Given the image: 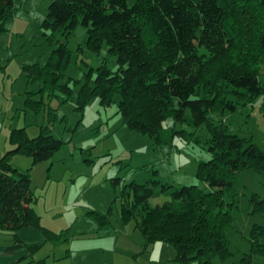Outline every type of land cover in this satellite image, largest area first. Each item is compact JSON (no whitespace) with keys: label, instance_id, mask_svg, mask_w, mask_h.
I'll list each match as a JSON object with an SVG mask.
<instances>
[{"label":"trees","instance_id":"trees-1","mask_svg":"<svg viewBox=\"0 0 264 264\" xmlns=\"http://www.w3.org/2000/svg\"><path fill=\"white\" fill-rule=\"evenodd\" d=\"M16 1L0 0V31L4 30L2 22L12 17ZM49 1L41 25L47 38L70 36L81 24L88 30L93 52L99 53L106 45L110 55L117 58V71L102 66L93 87L81 90L77 109L82 111L93 97H98L100 105L110 106L118 95V112L127 127L158 142L169 116L186 123L190 110L196 127L210 125L211 158L197 170L198 180L206 183L210 192L197 185L176 188L158 179L126 184L122 178H115V187L123 185L118 196L122 221L133 222L140 230L144 252L164 243L176 250L175 260L181 264L228 259L232 255L228 231L235 218L225 193L234 195V180L240 172L254 169L264 176V153L252 140L230 135L223 125H214L209 115L235 109L232 97L253 101L264 96V84L259 79L264 66V0ZM58 43L46 66L34 64L24 70L28 82H40V90L48 97L61 91V103L65 104L74 96L71 86L61 85L70 52L65 43ZM93 74L91 69L90 79ZM201 88L205 93H200ZM26 104V112L41 110L31 98ZM55 118L50 112V124L36 138H31L26 128L14 129L10 135L14 148L0 157L2 229L17 234L25 227L40 226L31 175L20 172L12 159L30 156L34 166L61 149L65 142L51 129ZM155 187L169 194L171 200L152 207ZM251 203L255 213L264 214L260 196L254 195ZM111 213L112 208L108 214L90 212L101 227L110 224ZM249 242L251 250L242 264H252L257 255L264 260V225L253 226Z\"/></svg>","mask_w":264,"mask_h":264},{"label":"rangeland","instance_id":"rangeland-1","mask_svg":"<svg viewBox=\"0 0 264 264\" xmlns=\"http://www.w3.org/2000/svg\"><path fill=\"white\" fill-rule=\"evenodd\" d=\"M49 3V0H17L12 17L2 22L0 157L1 152L10 150V135L14 129L26 128L28 135L36 138L41 129L50 124L49 113L56 114L51 129L56 138L65 142L64 146L51 158L34 166L30 156L13 157V165L20 172L31 175L37 212L55 224L71 218L67 225L73 230L70 238L74 231L100 232L104 254H110L111 235L116 234L119 244L112 260L117 264H150L152 259L144 252L140 230L133 222L124 223L121 219V198L118 196L123 185L115 187L112 181L122 178L126 184L133 181L146 184L158 179L176 188L197 185L210 192L207 184L197 178L199 165L211 158L210 125L196 127L190 110L186 123L169 116L163 123L161 142H158L127 127L118 112L121 99L118 95L110 106L100 105L98 97H93L82 111L77 109L81 90L93 87L102 66L117 71V58L110 55L106 45L99 53L93 52L88 44V30L81 24L70 36L47 38L41 25L48 14ZM58 41L65 43L70 52L61 85L71 86L74 96L65 104L61 103V91L48 97L40 90L43 87L40 82H28L24 70L34 64L46 66ZM91 69L94 74L90 79ZM259 79L264 84V66ZM200 93L205 90L201 88ZM28 98L41 110L26 112ZM231 100L236 108L210 113V122L223 125L230 135L252 140L264 153V96L253 101L238 96ZM175 105L178 108L177 100ZM254 195L264 200V176L254 169L238 173L234 195L225 193L235 218L233 228L228 231L232 255L226 260L216 257L212 264H242L243 257L250 253L251 229L255 224L264 225V214L254 212L251 203ZM170 200L169 194L155 187L150 205L156 207ZM111 208L110 225L101 229L90 212L108 214ZM72 241L68 244L70 248ZM252 264H264V260L259 255L253 256Z\"/></svg>","mask_w":264,"mask_h":264},{"label":"crops","instance_id":"crops-1","mask_svg":"<svg viewBox=\"0 0 264 264\" xmlns=\"http://www.w3.org/2000/svg\"><path fill=\"white\" fill-rule=\"evenodd\" d=\"M13 148L14 145H11L10 150ZM7 152H1V156ZM14 163L15 159H12V164ZM38 215L39 227H25L17 234L0 228V264H113L115 262L112 259L115 258L119 244L116 234L111 235L110 254H104V250L101 249L103 244L102 237L99 236L100 232L74 231L70 238V232L73 230L72 226L67 225L71 218L55 224L49 221L46 215L41 213ZM99 227L104 229L100 225ZM56 235H59L58 239ZM70 241L74 242L71 248L68 247ZM36 244L41 246L37 248L34 246ZM146 254L152 259L150 264H181L175 260L176 250L168 244L157 243Z\"/></svg>","mask_w":264,"mask_h":264}]
</instances>
